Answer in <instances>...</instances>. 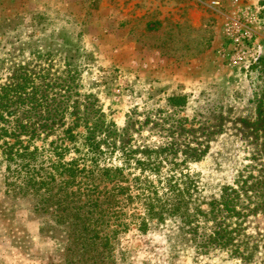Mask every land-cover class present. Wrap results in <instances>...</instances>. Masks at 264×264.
<instances>
[{
    "label": "rangeland",
    "instance_id": "374dc122",
    "mask_svg": "<svg viewBox=\"0 0 264 264\" xmlns=\"http://www.w3.org/2000/svg\"><path fill=\"white\" fill-rule=\"evenodd\" d=\"M35 49L58 55L37 59ZM65 56L81 71L82 92L119 128L130 115L169 111L168 97H187L180 115L196 116L211 133L205 156L182 167L201 201L264 171V147L251 128L264 85V0H0V60L44 68L62 66ZM0 76L3 84L7 74ZM1 172L0 264H67L59 234L41 232L29 202L5 195ZM140 205L133 207L142 212ZM153 223L144 234L132 225L119 236L115 264H264V214L233 222L253 238L245 262L191 246L171 251L165 235L174 227Z\"/></svg>",
    "mask_w": 264,
    "mask_h": 264
},
{
    "label": "trees",
    "instance_id": "16d2710c",
    "mask_svg": "<svg viewBox=\"0 0 264 264\" xmlns=\"http://www.w3.org/2000/svg\"><path fill=\"white\" fill-rule=\"evenodd\" d=\"M57 55L30 52L41 60ZM61 60L60 67L44 68L0 60V73L7 74L0 84V172L4 167L5 195L29 202L42 219L41 232L59 234L66 263L115 264L119 236L132 225L144 234L152 222L155 228L174 227L165 235L171 251L191 246L199 255L219 251L249 259L253 238L233 222L264 214V171L230 192L224 188L217 200L201 201L182 167L205 156L211 133L196 116L180 115L187 97H168L169 111L130 115L119 128L93 94L82 92L72 58ZM251 125L264 147V85ZM146 132L160 142L148 140ZM164 164L168 174L161 178ZM119 254L126 258V251Z\"/></svg>",
    "mask_w": 264,
    "mask_h": 264
}]
</instances>
